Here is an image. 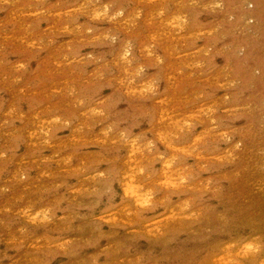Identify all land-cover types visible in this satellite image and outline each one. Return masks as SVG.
I'll return each mask as SVG.
<instances>
[{"label":"rangeland","instance_id":"374dc122","mask_svg":"<svg viewBox=\"0 0 264 264\" xmlns=\"http://www.w3.org/2000/svg\"><path fill=\"white\" fill-rule=\"evenodd\" d=\"M0 264H264V0H0Z\"/></svg>","mask_w":264,"mask_h":264},{"label":"bare ground","instance_id":"6f19581e","mask_svg":"<svg viewBox=\"0 0 264 264\" xmlns=\"http://www.w3.org/2000/svg\"><path fill=\"white\" fill-rule=\"evenodd\" d=\"M129 52V50H127L126 54Z\"/></svg>","mask_w":264,"mask_h":264}]
</instances>
